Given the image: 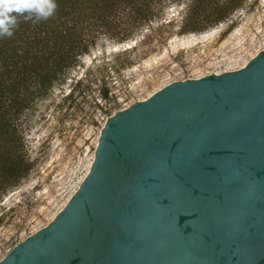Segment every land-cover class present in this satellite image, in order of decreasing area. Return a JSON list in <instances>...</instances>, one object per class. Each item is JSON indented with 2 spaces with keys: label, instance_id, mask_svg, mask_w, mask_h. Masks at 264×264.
I'll use <instances>...</instances> for the list:
<instances>
[{
  "label": "water",
  "instance_id": "water-1",
  "mask_svg": "<svg viewBox=\"0 0 264 264\" xmlns=\"http://www.w3.org/2000/svg\"><path fill=\"white\" fill-rule=\"evenodd\" d=\"M0 264H264V52L118 114L65 209Z\"/></svg>",
  "mask_w": 264,
  "mask_h": 264
},
{
  "label": "rangeland",
  "instance_id": "rangeland-1",
  "mask_svg": "<svg viewBox=\"0 0 264 264\" xmlns=\"http://www.w3.org/2000/svg\"><path fill=\"white\" fill-rule=\"evenodd\" d=\"M208 1L206 10L235 8L204 32L185 27L194 0H153L156 15L142 24L119 11L115 21L134 26L128 41L101 37L39 102L24 133L32 170L0 195V262L65 209L118 114L170 84L240 71L264 52V0Z\"/></svg>",
  "mask_w": 264,
  "mask_h": 264
},
{
  "label": "trees",
  "instance_id": "trees-1",
  "mask_svg": "<svg viewBox=\"0 0 264 264\" xmlns=\"http://www.w3.org/2000/svg\"><path fill=\"white\" fill-rule=\"evenodd\" d=\"M152 1L54 0L51 15H20L7 31H0V195L32 170L24 133L39 102L64 82L101 37L128 41L134 26L115 21L119 11L140 24L150 22L157 12ZM194 1L192 20L185 26L189 32L212 28L235 8L225 3L206 10L208 0Z\"/></svg>",
  "mask_w": 264,
  "mask_h": 264
},
{
  "label": "clouds",
  "instance_id": "clouds-1",
  "mask_svg": "<svg viewBox=\"0 0 264 264\" xmlns=\"http://www.w3.org/2000/svg\"><path fill=\"white\" fill-rule=\"evenodd\" d=\"M55 7L54 0H0V31L13 26L17 16H48Z\"/></svg>",
  "mask_w": 264,
  "mask_h": 264
}]
</instances>
